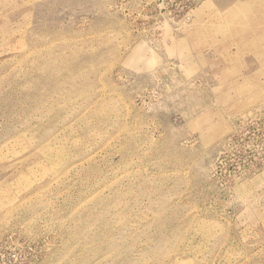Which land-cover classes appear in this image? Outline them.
<instances>
[{"label":"rangeland","instance_id":"rangeland-1","mask_svg":"<svg viewBox=\"0 0 264 264\" xmlns=\"http://www.w3.org/2000/svg\"><path fill=\"white\" fill-rule=\"evenodd\" d=\"M0 264H264V0H0Z\"/></svg>","mask_w":264,"mask_h":264}]
</instances>
